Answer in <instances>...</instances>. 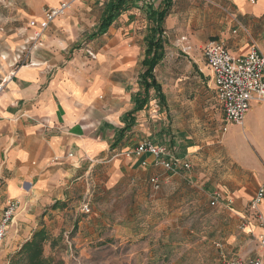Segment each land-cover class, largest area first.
Here are the masks:
<instances>
[{"label": "crops", "instance_id": "crops-1", "mask_svg": "<svg viewBox=\"0 0 264 264\" xmlns=\"http://www.w3.org/2000/svg\"><path fill=\"white\" fill-rule=\"evenodd\" d=\"M59 1L0 0V4H9L19 11L16 16L0 13V81L8 80L0 96V199L20 202L12 225L21 235L28 232L20 246L37 228L36 219L56 201L68 197L73 186L89 178L100 164L105 165L114 182L124 172L131 176L135 173L136 177L152 174L150 179L159 172L169 177L175 175L155 166L151 155L127 157L122 154L142 141L166 145L171 155L185 161L194 152L191 137L176 128H167L161 118L148 113L150 103L131 113L135 107L134 96L142 92L139 82L144 71L146 36L151 26L142 22L141 14L148 19L150 9L160 8L162 0H130L126 10L104 34V46L94 52L83 48L70 51L67 47L79 33L78 11L90 9L97 0L74 3L33 45L34 29L30 21L41 19L44 7L57 6ZM176 1L173 0L163 26L164 58L170 43L168 32L176 27L180 34L187 32L190 38H181L186 49L194 47L190 58L198 70L199 82L208 91L215 92L217 98L213 72L204 49L217 40L232 53L244 55L255 42L264 53V0L255 3L205 0L204 10L193 13L188 22L175 11ZM202 12L203 17H214L221 24L222 30L217 32L221 40L213 39L208 43L198 40L193 27ZM235 17L245 28L236 27ZM16 20L24 24L28 20L27 27H17ZM144 27L146 32L141 31ZM24 55L29 58L21 64ZM156 99L152 97L151 101ZM217 102L223 113L218 98ZM222 122L227 144L229 126L236 129L234 147L230 149L234 169L217 178L211 179V174L208 175L204 185L210 193V202L214 191H220L223 198L216 205L223 204L241 217L239 232L256 238L264 229L250 204L264 185V102H253L241 125L226 122L224 113ZM245 124L250 135L242 141L243 135L248 138ZM143 161H147V165H143ZM137 170L141 173H136ZM229 200L233 202L229 204ZM260 211L264 215V203ZM261 254L259 247L254 256Z\"/></svg>", "mask_w": 264, "mask_h": 264}, {"label": "rangeland", "instance_id": "rangeland-1", "mask_svg": "<svg viewBox=\"0 0 264 264\" xmlns=\"http://www.w3.org/2000/svg\"><path fill=\"white\" fill-rule=\"evenodd\" d=\"M107 1L97 0L90 9L78 11L79 33L67 49L94 52L104 46L106 36L94 33L99 29ZM206 3L177 0L175 11L188 22L193 13L204 10ZM18 12L9 4H0V13L5 16H16ZM203 15L202 12L196 17L193 27L198 40L202 43L221 40L217 34L222 30L221 24L214 17ZM141 17L144 24L151 25L143 13ZM16 21L17 27H27L28 20L26 24ZM146 30L144 27L141 31ZM168 34L167 55L155 72L167 103L161 106L156 99L150 102L147 111L156 115V119L161 118L167 128H176L191 137L194 152L187 160L191 167L172 177L159 172L158 190L152 187V174L136 177L135 173L131 176L124 172L114 182L105 165L94 168L89 178L74 185L72 193L60 200V208H48L36 219V229L43 222L51 237L58 239L55 247L47 244L46 255L63 260V264H226L231 257H252L258 251L257 240L239 232L241 217L223 204L211 205L210 193L204 185L210 174L212 179L223 172L232 173L230 149L234 147L236 129L229 126L227 144L223 113L215 92L199 82L198 70L190 58L194 47L188 50L182 41V36L190 38V35L180 34L177 27ZM151 96L155 97L154 90ZM244 129L248 138L243 135L242 141L250 135L246 124ZM6 203L0 199V222ZM86 203L91 209L89 213L82 211ZM12 225L0 247V264H7L28 233L21 235Z\"/></svg>", "mask_w": 264, "mask_h": 264}, {"label": "built area", "instance_id": "built-area-1", "mask_svg": "<svg viewBox=\"0 0 264 264\" xmlns=\"http://www.w3.org/2000/svg\"><path fill=\"white\" fill-rule=\"evenodd\" d=\"M81 0H60L57 6H46L43 9L42 18L30 21V26L34 29L32 37L33 45L38 42L49 26L59 17L66 14L74 3ZM255 3L258 0H249ZM237 28H245L244 24L237 17L234 18ZM234 30L233 32H236ZM29 51V49H28ZM30 52V51H29ZM204 56L208 66L213 72V82L217 93V98L223 109L226 122L243 124L246 113L250 110L253 102H264V53L259 45L252 43L251 50L247 54L236 55L232 53L221 41H211L204 49ZM29 57L26 55L21 59V64ZM14 74V73H13ZM7 78L0 81V96L3 93ZM122 154L127 157H142L151 155L154 158L153 164L163 167L172 173H178L183 169H190L188 161L171 155L169 148L163 144H156L152 141H142L132 149L124 151ZM147 165V161H143ZM154 190L160 188V179L156 174L151 179ZM223 195L220 191L212 194L211 205H216L221 201ZM229 204L233 200L228 201ZM264 203V185L256 192L251 201L250 208L255 212L261 227L264 229V215L260 211V205ZM20 208V202L9 200L3 209L0 222V247L4 243L9 227L12 225L15 215ZM82 211H91L89 204H84ZM262 252L259 256L252 257H231L226 264H264V233L255 238Z\"/></svg>", "mask_w": 264, "mask_h": 264}, {"label": "trees", "instance_id": "trees-1", "mask_svg": "<svg viewBox=\"0 0 264 264\" xmlns=\"http://www.w3.org/2000/svg\"><path fill=\"white\" fill-rule=\"evenodd\" d=\"M130 0H110L104 11V16L95 36L105 34L113 21L124 11ZM173 5V0H162V6L158 9H150L149 20L151 26L146 36L147 48L142 61L144 71L140 75L141 93L134 96L135 107L131 113L144 109L152 100L151 90L155 91V97L160 105L165 106L166 95L162 84L157 80L155 69L165 56L164 22ZM62 201H56L51 209L61 207ZM50 243L51 247L58 244V239L51 237L44 223L36 229L32 236L26 240L19 249L9 256L7 264H63V260L45 253V247Z\"/></svg>", "mask_w": 264, "mask_h": 264}, {"label": "bare ground", "instance_id": "bare-ground-1", "mask_svg": "<svg viewBox=\"0 0 264 264\" xmlns=\"http://www.w3.org/2000/svg\"><path fill=\"white\" fill-rule=\"evenodd\" d=\"M232 139V138H231Z\"/></svg>", "mask_w": 264, "mask_h": 264}]
</instances>
